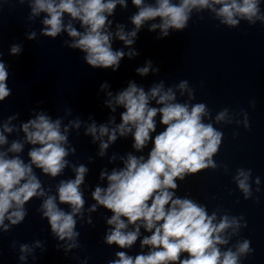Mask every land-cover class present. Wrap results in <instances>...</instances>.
Listing matches in <instances>:
<instances>
[{
    "label": "clouds",
    "instance_id": "obj_1",
    "mask_svg": "<svg viewBox=\"0 0 264 264\" xmlns=\"http://www.w3.org/2000/svg\"><path fill=\"white\" fill-rule=\"evenodd\" d=\"M30 9L28 20L40 18L42 25L39 35L56 39L66 33L69 39L63 45L83 53V60L94 69H112L117 71L121 60L139 55L133 45L138 33L148 24L149 32L159 30L157 39L169 37L171 32H180L188 28L194 14L204 20L203 13L218 22L217 26L229 29L238 28L241 22L250 27L259 23L264 26V8L262 0H131L137 11L130 17L131 29L123 23L115 25L112 31L114 15L119 5L128 8V0H18ZM67 17V19H65ZM151 22V23H149ZM79 24V29L76 24ZM28 40H36L37 32L26 34ZM123 42L124 48L113 49V41ZM23 52L21 43L9 47V55L19 56ZM9 65L0 52V102L11 95L8 86ZM141 76L159 73V67L147 60L142 67L135 69ZM107 82L100 85L107 99L104 104L115 113H120V123L115 116H110L107 123L97 124L92 116L83 121L79 116L64 120L72 115L70 108L65 109L64 116L53 119L44 110H33L32 118L13 123L19 113L10 115L0 123V232L7 233L13 227L24 222L28 215L26 204L31 200L41 201L37 211L41 219L47 220L51 235L58 241L57 250L65 254L81 247L78 221L93 224L91 213L99 207L112 214L106 219L110 226L103 238L105 244L116 245L120 249L131 248L140 236L141 227L151 233L141 240V248L149 251L134 257L125 251L115 253V259L108 264H241L254 249L248 239H238L228 246L233 237L247 228L244 216H233L220 208L209 213L207 206L189 195H176L179 185L186 177L199 174L205 170L215 171L223 167L228 173L227 165H218L214 160L220 150L224 133L214 125H231L250 128L247 111H231L224 108L215 116L207 104L192 103L195 89L187 80L165 87L161 80L145 91L135 81H129L126 88L115 95L109 90ZM185 97L183 102L177 98ZM157 106H151L152 102ZM41 104L43 101L40 102ZM249 106L255 108V100ZM163 130L157 131L156 117ZM90 121V122H89ZM84 127V135L91 136L92 143H97V155L104 157L110 145L119 137L132 135V147L142 151L151 142L152 147L147 159L143 155L128 153L119 157L123 167L113 168L111 172L102 169L99 179L106 180L107 186H95L91 198L95 201L85 209V196L82 185L89 168L81 163L74 164L68 157L74 155L76 148L69 141L72 130ZM23 133L22 139H14L9 144L8 135L13 132ZM239 133L233 132V137ZM31 145L26 162L21 153L25 145ZM6 146V147H5ZM115 153L109 162L117 159ZM91 162L92 157L88 158ZM35 169L51 179L62 176L65 169H71L74 178L61 179L55 186L46 188ZM237 189L245 200L253 198L255 191H260L261 180L253 178L252 170L237 168L232 177ZM256 202L259 198L256 197ZM67 205L68 208L61 207ZM7 221V223H6ZM133 226L129 230V226ZM62 242V243H61ZM15 249L17 243L13 241ZM45 252L43 242L37 240L32 244L18 245V260L26 264L29 257L35 261V250ZM186 254V255H185ZM87 264V260L83 261Z\"/></svg>",
    "mask_w": 264,
    "mask_h": 264
}]
</instances>
